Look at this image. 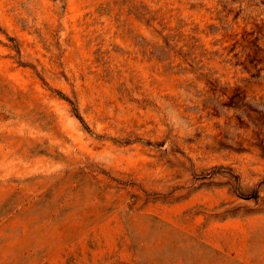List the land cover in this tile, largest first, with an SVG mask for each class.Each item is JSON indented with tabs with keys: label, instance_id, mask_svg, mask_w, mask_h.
<instances>
[{
	"label": "rangeland",
	"instance_id": "1",
	"mask_svg": "<svg viewBox=\"0 0 264 264\" xmlns=\"http://www.w3.org/2000/svg\"><path fill=\"white\" fill-rule=\"evenodd\" d=\"M0 264H264V0H0Z\"/></svg>",
	"mask_w": 264,
	"mask_h": 264
}]
</instances>
